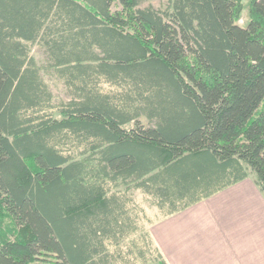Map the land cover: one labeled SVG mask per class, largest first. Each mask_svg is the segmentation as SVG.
<instances>
[{"label":"trees","instance_id":"obj_1","mask_svg":"<svg viewBox=\"0 0 264 264\" xmlns=\"http://www.w3.org/2000/svg\"><path fill=\"white\" fill-rule=\"evenodd\" d=\"M165 2L0 0V264H168L132 189L264 194V0Z\"/></svg>","mask_w":264,"mask_h":264},{"label":"crops","instance_id":"obj_2","mask_svg":"<svg viewBox=\"0 0 264 264\" xmlns=\"http://www.w3.org/2000/svg\"><path fill=\"white\" fill-rule=\"evenodd\" d=\"M131 192L139 222L149 227L168 264H264V194L252 179L168 214L152 204L151 194ZM137 193L149 203V213Z\"/></svg>","mask_w":264,"mask_h":264},{"label":"rangeland","instance_id":"obj_3","mask_svg":"<svg viewBox=\"0 0 264 264\" xmlns=\"http://www.w3.org/2000/svg\"><path fill=\"white\" fill-rule=\"evenodd\" d=\"M242 1L244 3H246L247 0H242ZM165 3H166L165 0H141L140 5L146 6L148 4H151L154 7H161ZM246 18H247L246 10H243L242 16L239 19L238 23L239 24L244 23ZM31 54L33 55V57L35 58V60L37 61L38 64L44 63L45 55H44L43 50L40 47H38L37 45H33L31 48ZM42 76H43L44 80L48 83L49 88L51 89V91L54 95L55 101H58L60 99L67 100L70 97L65 86L63 85V83L60 80L56 79L55 77L50 76L49 74H47L45 72H42ZM247 177L249 179L253 180L254 174L250 171V169H249V175ZM136 198H139L140 202L142 201L141 204H143V206H145L146 212L149 213V203L143 199V196H141L139 193H137ZM144 213H145V211H144ZM148 217H150V216H148ZM144 226L147 230L149 229V227H147L146 225H144Z\"/></svg>","mask_w":264,"mask_h":264}]
</instances>
